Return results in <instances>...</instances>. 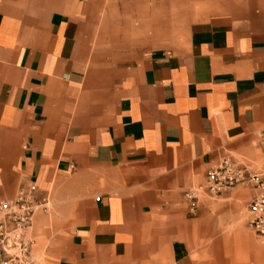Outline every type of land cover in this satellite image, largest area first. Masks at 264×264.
Wrapping results in <instances>:
<instances>
[{
	"label": "crops",
	"instance_id": "0c3cea01",
	"mask_svg": "<svg viewBox=\"0 0 264 264\" xmlns=\"http://www.w3.org/2000/svg\"><path fill=\"white\" fill-rule=\"evenodd\" d=\"M264 0H0V199L50 201L37 264H264Z\"/></svg>",
	"mask_w": 264,
	"mask_h": 264
},
{
	"label": "built area",
	"instance_id": "2783aa9c",
	"mask_svg": "<svg viewBox=\"0 0 264 264\" xmlns=\"http://www.w3.org/2000/svg\"><path fill=\"white\" fill-rule=\"evenodd\" d=\"M259 142L264 147V131ZM238 185L249 186L253 191L247 205L248 225L257 237L264 238V171L253 172L223 158L217 167L207 171L202 187L185 190L183 196L194 212L201 192L217 196ZM49 204L47 196L38 197L32 182L21 186L13 199H0V264H37L27 232L34 214L46 211Z\"/></svg>",
	"mask_w": 264,
	"mask_h": 264
}]
</instances>
